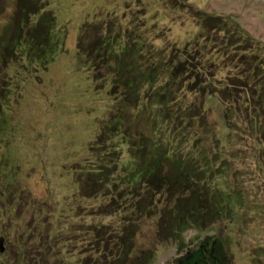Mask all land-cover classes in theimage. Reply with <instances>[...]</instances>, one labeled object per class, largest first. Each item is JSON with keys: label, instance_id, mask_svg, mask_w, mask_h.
<instances>
[{"label": "rangeland", "instance_id": "374dc122", "mask_svg": "<svg viewBox=\"0 0 264 264\" xmlns=\"http://www.w3.org/2000/svg\"><path fill=\"white\" fill-rule=\"evenodd\" d=\"M2 4L7 8L0 14V238L4 248L0 264H172L180 242L191 248L205 233L225 239L231 264H264V148L256 138L263 126L251 127L244 111L225 115V110L237 106L221 94L208 95L202 104L201 93L195 92L198 88L195 93L188 90L189 80L169 83L168 74L157 72L156 83L143 85L140 105L121 113L123 127L133 137L152 136L158 127L157 135L162 131L161 137L174 150L194 161L199 153L193 151V138L199 134L197 142L212 154L204 159L209 161L206 175L213 178L206 176V183L211 190L221 186L232 198L230 213L207 228L189 227L180 238L164 236L168 229L158 226L155 207L162 204L156 196L149 214L145 204V211L137 210L146 187L129 173L137 158L129 153L124 128L118 135L103 134L102 124L113 109L112 73L106 67L97 71L95 56L77 51L79 29L86 22L89 40L113 38L110 67L117 53L129 45L139 65L168 66L173 59L195 58L215 72L219 83L212 86L218 90L228 77L243 78L246 65L238 62L243 50L230 45L228 58L213 59L204 48L207 32L200 21L222 16L264 48V0H49L54 25L52 46L44 56L38 51L27 53L25 41L17 45L19 14H13L11 0ZM213 45V57L217 50L223 52L218 42ZM48 51L52 52L47 55ZM208 62H213L212 68H207ZM258 78H263L261 73ZM210 79L206 78L208 84ZM256 79L252 73L247 87L237 82L230 89L250 97L263 91L255 86ZM158 93L167 96L162 100L165 107L144 106L149 97L160 99ZM232 120L243 134L236 130L229 134ZM214 136L220 138L217 160ZM101 165L106 166L104 171H98ZM221 165H227L226 175L218 178ZM89 170L96 172H92L95 177H89ZM82 172L96 183L89 190H82ZM124 225L133 229L127 253L117 239Z\"/></svg>", "mask_w": 264, "mask_h": 264}, {"label": "trees", "instance_id": "16d2710c", "mask_svg": "<svg viewBox=\"0 0 264 264\" xmlns=\"http://www.w3.org/2000/svg\"><path fill=\"white\" fill-rule=\"evenodd\" d=\"M11 1L14 5L13 14H19L17 29L20 32L19 34L22 35L20 38V35L16 34L15 37L17 38H15V41L18 40L17 45L20 41H25L27 43L26 47L28 48L27 53L34 54L38 51V53L40 52L42 53V56H44L47 49L52 46V32L54 25L53 12L50 15L48 12H51V10L47 9L49 0ZM2 3H5V0H0V14L3 13L2 10H5L6 7V4L3 6ZM8 20L10 21L12 18ZM200 24L201 29L207 32L206 43L203 44L204 48L207 47V49H209L207 52L212 55L213 59L216 60L219 56L221 57L223 55H226L228 58L229 53L227 52V49L230 45L233 47L238 46L243 50L238 59V62L246 65V67L241 70V75H243L241 80H239V78L235 79L228 77V81L227 79L221 81L223 85L217 90V88H213L212 83H219V81L214 80L213 76L215 72L206 69V63L201 61L197 62L195 58L186 57L184 59L181 57L178 60H171L168 63V66H166L165 63L159 65L155 64L151 67L144 64L139 65L137 60L132 56L133 51L130 45L122 48L119 53H117L119 57L114 59V66L110 67L111 61L110 58H108V54L111 55V51L115 48L113 38L105 37V39H103L101 36H95L91 41L89 40V28L88 25H86V22L80 27L77 38V51L88 57L93 54L95 57L92 61L97 63L96 68L99 66L97 71L101 67H106L107 72H109V74L112 73L109 94L113 98V109L110 113L111 118H108V120L102 124L103 134H105V136H109L110 134L118 135V131L124 128L121 115L122 111H124L125 108H137L140 105L141 88L145 84L153 85L156 83L157 72H163L166 75L168 74L167 81L169 83L178 79L189 80L188 83H191L192 86H190L188 90L193 93H201L203 99L202 104H204L205 98H207L208 95L214 96L215 93L216 95L221 94L223 99L227 98L229 102H233L231 104L237 106L235 110H232V108L225 110V115L228 114V111H230L229 115H231L233 111H237L242 115L244 111L246 114L245 119L248 121L250 120L251 127L252 124L255 123L256 126H263L262 128H264V48L256 46L255 43L259 44L260 42H253L250 35L248 37L247 33H242L241 30L236 28L235 24L233 25L230 22H226V20L222 19V16L216 15L204 17L200 21ZM213 31H216V33ZM236 32H238L239 35ZM221 33L224 34L221 36ZM235 33L236 36H234ZM215 42L219 43L223 52L221 53L220 50H217L213 57L212 49L214 48V51L216 50L213 45ZM42 45L44 48H41ZM209 45L212 46V48H210ZM11 47L16 51V45H12ZM251 49L253 52L245 53ZM254 50L256 51L254 52ZM50 52L48 51L47 55ZM190 60L196 62L193 63ZM43 61H46V57L43 58ZM211 65H213V62H211V64L208 62L207 68H212ZM252 73L257 75L256 81L258 82L255 83V86L260 85L261 88H263V91L257 93L254 91L250 97L244 96V98L239 91H237V95L232 93V89L230 88L235 86L237 82L239 83V86L247 87L249 83L248 79ZM260 73L261 76H263V80L260 78L259 81L258 76ZM202 74H206L208 78L211 77L210 84L206 81L207 77H203ZM192 77L195 78L191 81ZM93 78L96 80L98 76L94 75ZM102 79L103 81L105 80L104 78ZM194 88L198 89L194 92ZM205 88L209 89L207 93H205ZM228 91L230 92L227 93ZM160 93H158V97L160 96ZM155 95L157 96L156 92ZM159 98L160 99L158 100H153L149 97L146 99L149 101L146 104H143L148 108L165 107L162 100L166 99L167 96L162 93ZM225 101L227 100L225 99ZM242 108H244V110ZM249 108L251 111L250 117ZM206 109L207 108H203V111L205 112ZM255 118H257L258 123L254 122ZM227 120L230 122V119ZM204 126L206 125H203V127ZM228 128L230 135L235 130L240 131L238 133L243 134V129H239L233 120ZM155 129L158 130V127ZM128 130L129 128H124L125 138L129 139V153L134 158H137L129 173L133 180L136 179V181L138 180L137 182H142L146 187V196L142 198L139 197L140 199L137 202V210L139 213L145 211V207L142 206L145 204L148 208L146 210L149 214L151 209L155 207H151L150 204L154 202L156 196V202L162 204L159 208L157 205L155 207L159 210L158 226L161 227V230L162 228L168 229V232H165L164 236L172 234L174 237L180 238L181 231L184 232L189 227L207 228L212 224L214 219H217L218 217L221 218L223 215L225 216L230 213L231 209L229 206L231 205L230 203L232 200L230 192L224 191L219 185L211 190V186L206 183V176L211 180L213 178L210 173V176L206 175L209 161L204 159L212 154L207 151L205 146H202L200 142H197V140H200L199 134L196 133L193 138V151L199 153L197 154L196 161H194L189 159V156H181L179 150H174L175 147L168 144L169 142L166 138L164 139L161 137V135H163L162 131L161 135H157L155 130L152 133V138L151 135L144 136L143 134L133 137L128 133ZM209 131L210 129L205 132ZM263 131L264 129L258 128L256 138L258 142H260L259 144L264 148ZM251 136L252 133L248 135V137ZM99 139H101L100 136L96 138L97 141H99ZM214 140L216 143L215 147L217 148L216 154H214L216 155L217 160V157L219 159L220 153V138L214 136ZM176 145L180 146L179 143ZM262 151H264V149ZM225 166L227 165H221L217 170L216 176L218 178L226 175ZM104 167L106 166L101 165V167L98 168V171H100V169L104 171ZM91 170H89V172ZM94 171L92 172L96 173ZM92 172H90L89 176L91 178L95 177V174ZM83 173L84 172L80 173V179L82 180L81 183H83L82 190L85 191L91 189L96 183L93 182V179H86L83 177L81 175ZM201 182L202 185H200ZM214 183L211 182V184ZM140 189L141 188H139V191ZM137 196L140 195L138 194ZM147 199L149 200L148 203H146ZM143 200H145V203H142ZM167 205H169V207H167ZM227 208L228 211L226 212ZM118 232L119 235L117 239H121L122 250L127 253L131 250V246L129 247V239L132 238L133 229L131 230L130 227L124 225ZM120 232L123 235H121ZM182 243L183 242L179 243V253L178 256L173 259L172 264H231V255L227 249L225 239L219 237V235L215 233H205L202 235V238L195 243V246L191 248L183 246Z\"/></svg>", "mask_w": 264, "mask_h": 264}, {"label": "water", "instance_id": "95a60500", "mask_svg": "<svg viewBox=\"0 0 264 264\" xmlns=\"http://www.w3.org/2000/svg\"><path fill=\"white\" fill-rule=\"evenodd\" d=\"M4 250L3 246H2V238H0V252H2Z\"/></svg>", "mask_w": 264, "mask_h": 264}]
</instances>
